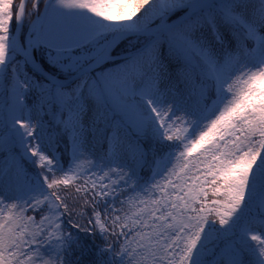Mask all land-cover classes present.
Returning <instances> with one entry per match:
<instances>
[{
	"label": "snow or ice",
	"instance_id": "6c2138e0",
	"mask_svg": "<svg viewBox=\"0 0 264 264\" xmlns=\"http://www.w3.org/2000/svg\"><path fill=\"white\" fill-rule=\"evenodd\" d=\"M0 264H264V0H0Z\"/></svg>",
	"mask_w": 264,
	"mask_h": 264
},
{
	"label": "trees",
	"instance_id": "16d2710c",
	"mask_svg": "<svg viewBox=\"0 0 264 264\" xmlns=\"http://www.w3.org/2000/svg\"><path fill=\"white\" fill-rule=\"evenodd\" d=\"M34 1H35V0H28V1H27V8H28V10H31V9H32V3H34ZM19 2H20V0H14V3H16V4H18ZM42 4H43V3L40 4V6H39V10L41 9ZM25 27H26V26H25Z\"/></svg>",
	"mask_w": 264,
	"mask_h": 264
},
{
	"label": "water",
	"instance_id": "95a60500",
	"mask_svg": "<svg viewBox=\"0 0 264 264\" xmlns=\"http://www.w3.org/2000/svg\"><path fill=\"white\" fill-rule=\"evenodd\" d=\"M27 1L28 0H26V3H27ZM43 10H44V6L42 5V7H41V9L39 10L41 13L43 12ZM32 19H35V17L33 16V18Z\"/></svg>",
	"mask_w": 264,
	"mask_h": 264
},
{
	"label": "rangeland",
	"instance_id": "374dc122",
	"mask_svg": "<svg viewBox=\"0 0 264 264\" xmlns=\"http://www.w3.org/2000/svg\"><path fill=\"white\" fill-rule=\"evenodd\" d=\"M35 2V1H34ZM33 18V17H32Z\"/></svg>",
	"mask_w": 264,
	"mask_h": 264
}]
</instances>
